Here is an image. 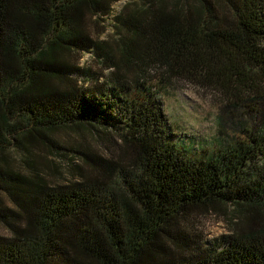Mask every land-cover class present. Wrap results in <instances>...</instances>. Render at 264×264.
Returning a JSON list of instances; mask_svg holds the SVG:
<instances>
[{
  "label": "trees",
  "instance_id": "obj_1",
  "mask_svg": "<svg viewBox=\"0 0 264 264\" xmlns=\"http://www.w3.org/2000/svg\"><path fill=\"white\" fill-rule=\"evenodd\" d=\"M179 79L242 119L185 147L161 102ZM64 130L89 136L90 173L53 184L34 149L66 157ZM220 214L230 232L204 248ZM0 229V264H264V0H0Z\"/></svg>",
  "mask_w": 264,
  "mask_h": 264
},
{
  "label": "rangeland",
  "instance_id": "obj_2",
  "mask_svg": "<svg viewBox=\"0 0 264 264\" xmlns=\"http://www.w3.org/2000/svg\"><path fill=\"white\" fill-rule=\"evenodd\" d=\"M123 2L115 6V11L121 8ZM116 13V12H115ZM99 31H105L103 38L114 39V21L107 19L103 24L99 22ZM91 30L95 35L98 32L91 26ZM84 66H95L89 55H85L81 60ZM161 102L163 111L173 126L178 141L183 142L185 147L201 150L204 147L211 146L216 143L217 138H223L220 122L224 126V130H229L230 122L242 119L244 114H240L238 110H234L233 117L224 111V99L222 95L210 86H201L196 82L188 79H179L172 82L169 88L164 89L161 94ZM53 140L68 150H61L62 159L55 158L54 153L48 152L46 149L36 148L34 152L48 160L61 164L62 173L60 176L50 175L46 168L41 169V175L49 178L53 184H66L75 180H81L74 170V165L89 171L85 160L73 153L74 150L84 149L82 143L89 140V136L82 138L79 134L72 131H59L52 136ZM94 147H97L95 140H90ZM99 151V149H98ZM104 152L103 149H101ZM14 168L24 167L23 163L27 158L19 157L13 154ZM115 187H119L118 180L115 178L112 182ZM201 222V234L198 241L204 248H212V243L218 245L223 238L230 232V220L223 215H210L203 217ZM0 233L4 232L0 229Z\"/></svg>",
  "mask_w": 264,
  "mask_h": 264
}]
</instances>
